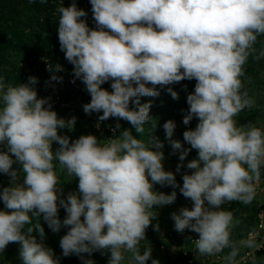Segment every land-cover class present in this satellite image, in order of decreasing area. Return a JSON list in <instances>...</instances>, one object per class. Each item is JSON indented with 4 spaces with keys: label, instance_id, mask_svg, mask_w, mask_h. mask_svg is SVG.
Instances as JSON below:
<instances>
[{
    "label": "clouds",
    "instance_id": "9594fccd",
    "mask_svg": "<svg viewBox=\"0 0 264 264\" xmlns=\"http://www.w3.org/2000/svg\"><path fill=\"white\" fill-rule=\"evenodd\" d=\"M90 4L95 29L81 19L87 13L74 0L57 9L60 50L91 97L83 111L102 112L98 121L126 120L146 138L136 139L125 129L107 142L82 135L70 143L58 131L71 130L75 117L68 121L57 117L48 98L37 96V78L30 76L27 83L13 86L0 77V145L6 148L0 151V173L11 177V186L0 191V201L11 210H0V251L17 242L22 264H60L43 244L45 232L38 219L42 214L53 233L68 229L59 242L64 257L83 259L84 253L107 250L108 264H146L152 250L145 248L141 254L139 244L156 218L153 206L172 204L177 196L175 190L158 193L153 186L178 185L173 172L163 169L159 150L163 145L150 136L151 129L146 131V124L155 127L150 102L141 105L139 98L158 95L157 85L164 88L195 79L183 118L185 125L194 117L199 121L194 130L183 132L190 148L171 141L174 150H181V162L190 150L197 151L186 164L191 174L182 176L179 187L192 208H181L171 219L177 232L198 233L195 246L201 255L232 248L224 259L233 264L236 251L229 230L233 214L221 206L251 203L255 182L264 174V129L237 126L234 119L253 105L241 77L250 55L264 59V48L258 52L254 48L258 36L264 35V0H90ZM107 81H112L111 92L101 88ZM167 91L178 98L170 87ZM175 127L171 120L164 123L166 138L173 136ZM119 128L117 124L113 132ZM53 142L59 145L55 152ZM54 162L78 178V192L66 199L61 198ZM14 163L21 165L19 171ZM20 176L23 182L16 184ZM59 208L66 212L62 221ZM153 228L158 230V225ZM246 243L254 246L251 240ZM83 264L94 261L84 259ZM151 264L159 262L152 259Z\"/></svg>",
    "mask_w": 264,
    "mask_h": 264
},
{
    "label": "trees",
    "instance_id": "16d2710c",
    "mask_svg": "<svg viewBox=\"0 0 264 264\" xmlns=\"http://www.w3.org/2000/svg\"><path fill=\"white\" fill-rule=\"evenodd\" d=\"M64 1L65 2L62 6L65 8L73 3V0ZM82 1L83 0H74L77 8H79ZM57 3L58 0H47L44 4L40 3V0H33L32 3H29V0H0V77H3L6 85L11 84L16 86L18 84L25 83L27 78V75L22 71V68L19 65L24 62L30 66H36L38 82L34 85V88L38 94L43 88L45 81L46 75L43 72L45 66H49L52 70L60 59H64V65L69 69L73 82L70 88L63 92L62 101L72 102L77 99L76 97L80 91L79 85L85 84L79 78L74 77V66L66 60L64 52L60 50L57 32L60 13L54 12V8ZM82 19L85 20L89 28L95 29L96 24L92 15L91 4L86 17H82ZM254 48L257 52L261 48H264V35L258 36L257 41L254 44ZM243 69L244 76L241 77L242 83L248 97L253 101V105L250 108H245L237 116H235L234 119L237 122V126H255L259 120L264 119V59L254 60L250 55L246 64L243 66ZM111 83L112 81H107L102 84V88L111 92ZM195 84L196 81L193 79L182 80L178 83L165 86L164 88L157 85L158 95L141 96L139 98V103L141 105L150 102L149 116L152 121H155L154 128H152L151 123L146 124V131L147 128L151 129L149 133L150 136L157 138L163 145V147L159 150L163 153V155L171 156L172 159H176L177 156L180 155L181 150H174L171 146V141H180L182 149L190 148V145L183 140V132L186 130H194L199 122L198 119L194 117L188 125L183 123V118L187 115L188 110V104L186 102L187 95L193 93ZM168 87L177 93V99H173L170 92L167 91ZM89 102L90 100H78L72 111V117H68L70 120L75 117V124L73 128L71 130L65 128L58 131L59 135L68 136L70 143L82 135H93L96 136L98 140L107 142V139L118 136L119 133L125 129H128L136 139L146 138L136 133L128 121L113 117H109L107 121L112 124H114V121L118 122L120 128L116 130V133L113 136H109L108 131H105L101 136L99 132L96 131L94 126V122H96L99 117L98 113L92 112L90 114H86L83 111V105ZM129 107H133L131 102ZM56 114L57 116H61L65 113L57 112ZM169 120L173 121L176 127L174 129L173 136L171 138H166L163 125ZM116 125L117 123H115V126ZM152 150L155 151L156 149ZM0 151H6L4 145L0 147ZM52 151L55 152L53 147ZM186 157L190 161L195 159L197 157V151L195 149L190 150ZM54 166L57 173L59 165L54 162ZM191 171L192 170L187 169L186 165H184L182 175L175 177L177 185L182 186V176L184 174H191ZM57 176L60 181L59 185L64 187V191H66L67 194L78 192V178L68 175L64 176V171L62 173H57ZM5 187H7V184L0 179V191H2ZM153 190L158 193L162 192L164 194H170L175 189H172L171 186L154 184ZM177 195L179 196V194ZM66 197L67 196H64L63 198L66 199ZM189 203L190 202H187L184 208H188ZM157 207L159 209V213H161L163 210L162 206ZM0 210H7L5 209L2 201H0ZM227 211H230V209L228 208ZM232 212L233 223L229 229L230 240L233 247L236 248L250 233H254L257 230V225L260 222L258 217L259 214L262 215L264 221V202L260 204L253 201L249 204L238 202ZM65 216V210L63 208H59V219L62 221ZM38 219L45 232L43 244L45 247L53 250L54 258L58 257L60 264H83L84 259H91L92 254L89 256L87 253L82 254L83 259L77 255L64 257L62 255L59 242L68 229L62 227L59 232L53 233L44 222L42 214ZM35 222L36 221H33V223ZM177 233L178 232L174 229V226H172V229H169L166 232V234H170L171 237L165 240L164 237L159 238L154 234L153 224H150L145 231L144 241H141L139 244L141 254H143V250L145 248H151L152 250L151 258L146 263L149 264L152 259L157 257L158 254L159 257L164 259L165 263L171 264L172 262L167 256L174 245L180 244V241L177 238ZM33 235H35L37 237V241L40 242L39 236L35 233V231L33 232ZM261 235H264V229L261 231ZM257 241L259 240L257 239ZM140 245H142V247ZM12 247V251H8L7 246L3 251H0V264H22V260L19 255L20 245L17 242H13ZM231 250L232 248H225L222 252L225 253L226 251ZM102 256L107 257L109 261L110 253L107 252V250L102 251ZM243 264H264V248L255 251L250 259Z\"/></svg>",
    "mask_w": 264,
    "mask_h": 264
},
{
    "label": "built area",
    "instance_id": "2783aa9c",
    "mask_svg": "<svg viewBox=\"0 0 264 264\" xmlns=\"http://www.w3.org/2000/svg\"><path fill=\"white\" fill-rule=\"evenodd\" d=\"M65 1L64 0H58L57 5L54 8V12H58V8L63 5ZM90 6V0H83L80 4L78 9L84 10L86 13L89 11ZM82 19V18H81ZM22 68V71L27 75L25 83L28 82V78L35 77L36 75V66H30L27 63H21L19 65ZM59 68L60 70H57ZM43 72L45 73V81L43 84V88L41 89L40 93L37 94L39 98H48L49 103L51 104V110L60 113H65L64 115L57 116L58 118H62L65 121L70 120L68 117H72V111L75 107V103L78 102V100H91L90 94L86 90L85 85H79V94L77 95V99L70 102V101H62L63 92L70 88L73 78L70 75V71L67 67L64 65V59H60V61L55 65L54 69H50L49 66H45ZM56 76L58 78H62L59 80H53L52 77ZM38 82V80H37ZM36 82V84H37ZM106 83V82H105ZM102 88V85H101ZM70 92V91H69ZM102 112L98 113V116L102 115ZM99 123V127H97V124ZM115 123L118 124V122L114 121V124L108 122L107 120L104 121H96L94 122V126L96 131L99 132V134L102 136L105 131L109 132V136H113L115 133L113 132V129H115ZM3 145H0V147ZM256 183V192L262 191L264 187H262L261 183ZM260 222L257 225V230L254 233H250L246 239H243L239 245L238 250L235 249L236 255L233 259V264H243L246 263L252 254L255 251H258L260 249H263L264 244V235L261 236V231L264 229V221L262 218V215H258ZM171 237L170 234H166V237L164 235V239L167 240ZM178 240L182 243V247L180 249L174 250V246L172 247L171 251L168 253V258L171 260V264H227L223 262V259L225 256H228L229 253L232 251H226L223 253L222 251L220 253H217L215 255H201L196 249L195 246V240L198 239V233L191 232L187 229H185L184 232L178 233ZM257 239L259 241H257ZM257 241L256 245L253 247H248L246 241ZM239 252V254H238ZM158 260L159 264H167L164 262V259L158 256L155 258ZM147 264V263H146ZM151 264V262L149 263Z\"/></svg>",
    "mask_w": 264,
    "mask_h": 264
},
{
    "label": "rangeland",
    "instance_id": "374dc122",
    "mask_svg": "<svg viewBox=\"0 0 264 264\" xmlns=\"http://www.w3.org/2000/svg\"><path fill=\"white\" fill-rule=\"evenodd\" d=\"M255 126L261 128V129H264V119L259 120V121L255 124ZM52 147H53V149L56 150V149L59 147V145H58L56 142H53ZM179 156H180V155H179ZM179 156H177L176 159H172L171 156H169V155H163V160H162V166H163V169H164L165 171H171V172H173V174H174L175 177H178V176L182 175V171H183V167H184V165H186V164L190 161L187 157H185V160H184L183 162H181V161L179 160ZM12 158L14 159V157H12ZM178 164L181 165L179 171H177V165H178ZM12 167H13L14 169H16V170L19 171L21 165H20L19 163H14V164L12 165ZM62 172H63V170H61V169H60V166H58L57 173H62ZM64 176H67L65 171H64ZM1 178H2V180L4 181V183L7 182V181H6L7 178H10V179H11V177H9L8 175L3 174V173H0V179H1ZM10 181H11V180H10ZM10 181L7 182V183L10 184ZM22 182H23V181H22L20 178H18V179L15 181L16 184H22ZM259 182L261 183L262 187H264V174L261 175V177H260V179H259ZM9 186H11V185H9ZM179 187H180V186L178 185V186L175 188V190L178 191V192H176V193L179 194V196H178V195L176 196V200H175L172 204L162 206V209H163L164 211L162 210L161 213H159V211H158V210H159L158 207H157V206H153V211L156 212V218L153 219V220L151 221V224H153V225H159V224H160V220H161V219H164V220H161V221L163 222V224H164V226H163V233H164V235L166 234V232H167L169 229H172V228H171L172 226H174V222H173V220L171 219V214H172V213H177V214H178L179 210H180L181 208H184V207L186 206V203H187V202H190V203H189V206H188L189 210H191V208H192V202H191V200H190L189 198H185V197L180 193V191H179ZM59 188H60V192H61V198H63L64 196H67V195H68L67 192L64 191L65 189H64L63 186L59 185ZM172 189H173V188H172ZM252 201H253V202H256L257 204H260V203L264 202V189H263L262 191H257V192H255V197H254V199H253ZM237 204H238V201L226 202L225 204H223V205L221 206V209L227 211V209L229 208V209H230V212H232V211H233V208H235V206H236ZM182 205H183V206H182ZM5 211H9V210H5ZM232 213H233V212H232ZM81 220H83V217H81ZM231 226H232V225H231ZM231 226H230V228H231ZM145 231H146V230H145ZM261 236H262V235H261ZM12 244H13V242H10V243L7 245V250H8V251H12V250H13ZM253 244L256 245V244H258V243H256V241H255V242L253 241ZM181 245H182L181 242H180V244H176V245L174 246V250H176V249H180V248L183 246V245H182V246H181ZM140 246L142 247V245H140ZM248 247H249V246H248ZM263 248H264V244H263ZM235 249L238 250V249H239L238 246H237ZM102 251H103V250L95 251V252L92 253V255H91V259L94 261V264H104V263H105V264H108V258L102 256ZM238 254H239V252H238ZM225 257H226V256H225ZM225 257H224V258H225ZM16 259H17V256H16ZM223 262L228 264V262H227L225 259H223ZM125 264H126V263H125ZM235 264H236V263H235Z\"/></svg>",
    "mask_w": 264,
    "mask_h": 264
},
{
    "label": "crops",
    "instance_id": "0c3cea01",
    "mask_svg": "<svg viewBox=\"0 0 264 264\" xmlns=\"http://www.w3.org/2000/svg\"><path fill=\"white\" fill-rule=\"evenodd\" d=\"M18 171V170H17ZM18 178H20L22 181H23V179H22V177L20 176V177H18ZM1 180H2V178H1ZM11 179L10 178H7L6 179V181L7 182H9ZM3 181V180H2ZM4 182V181H3ZM6 182V184H7V187H9V183H7ZM161 220H164V219H161ZM160 220V224L158 225V230H154V228H153V231H154V234L157 236V237H159V238H163L164 237V233H163V226H164V224H163V222ZM172 228V227H171ZM126 263V262H125Z\"/></svg>",
    "mask_w": 264,
    "mask_h": 264
},
{
    "label": "bare ground",
    "instance_id": "6f19581e",
    "mask_svg": "<svg viewBox=\"0 0 264 264\" xmlns=\"http://www.w3.org/2000/svg\"><path fill=\"white\" fill-rule=\"evenodd\" d=\"M178 233H179V232H178ZM178 233H177V234H178Z\"/></svg>",
    "mask_w": 264,
    "mask_h": 264
}]
</instances>
